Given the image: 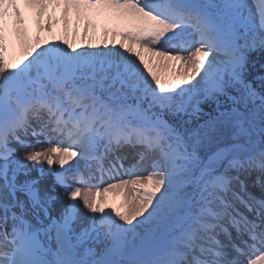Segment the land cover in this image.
Masks as SVG:
<instances>
[{
    "label": "snow or ice",
    "instance_id": "1",
    "mask_svg": "<svg viewBox=\"0 0 264 264\" xmlns=\"http://www.w3.org/2000/svg\"><path fill=\"white\" fill-rule=\"evenodd\" d=\"M254 53L264 0H0V264H264Z\"/></svg>",
    "mask_w": 264,
    "mask_h": 264
},
{
    "label": "trees",
    "instance_id": "2",
    "mask_svg": "<svg viewBox=\"0 0 264 264\" xmlns=\"http://www.w3.org/2000/svg\"><path fill=\"white\" fill-rule=\"evenodd\" d=\"M262 62H264V59H262V54L260 53L252 54V56L250 57V63H249L250 78L251 76L259 75L262 72H264V69L261 68ZM202 107L205 113H208L211 111V109L209 108L207 104L202 105ZM205 119H207V116L202 115L199 123H203Z\"/></svg>",
    "mask_w": 264,
    "mask_h": 264
},
{
    "label": "bare ground",
    "instance_id": "3",
    "mask_svg": "<svg viewBox=\"0 0 264 264\" xmlns=\"http://www.w3.org/2000/svg\"><path fill=\"white\" fill-rule=\"evenodd\" d=\"M82 33H83V23L81 24V37H80L81 40L83 39ZM57 38H59V34H58ZM96 39H97V42L100 41V37L99 36ZM84 43L86 44L87 41H84ZM177 70H178V64H177ZM167 74L171 76L172 75V70H168ZM32 143H35V141L32 142ZM40 148L47 149L48 146L45 143H42L41 142L39 145H37V149H40ZM51 183H52V177H51V179L50 178H48V179L46 178L43 181L42 184L48 185V184H51ZM58 192H59L58 193V196H60V197H63L64 196V189L59 188L58 189ZM114 199H115L114 203L117 204V205H119L122 202L123 197H122V195L121 196H114ZM60 204H61L60 201H57V202H55V205L54 206L58 209V207L60 206ZM56 210L54 212H56Z\"/></svg>",
    "mask_w": 264,
    "mask_h": 264
},
{
    "label": "rangeland",
    "instance_id": "4",
    "mask_svg": "<svg viewBox=\"0 0 264 264\" xmlns=\"http://www.w3.org/2000/svg\"><path fill=\"white\" fill-rule=\"evenodd\" d=\"M248 3L249 4H252V1L251 0H248ZM51 176V174H48V175H46L44 178H49ZM43 183V181H41V184ZM42 185H44V184H42ZM62 202H66V200L65 201H60V203H62ZM93 246H95V247H97L96 245H93Z\"/></svg>",
    "mask_w": 264,
    "mask_h": 264
}]
</instances>
